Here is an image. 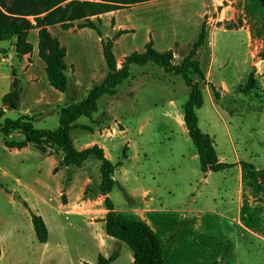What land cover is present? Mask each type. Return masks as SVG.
<instances>
[{
	"label": "rangeland",
	"instance_id": "obj_1",
	"mask_svg": "<svg viewBox=\"0 0 264 264\" xmlns=\"http://www.w3.org/2000/svg\"><path fill=\"white\" fill-rule=\"evenodd\" d=\"M122 1L120 10L100 16V21L93 18L101 35L91 29L78 31L80 22H75L72 30L60 24L50 26L66 50L69 86L64 94L50 85L38 49L29 57V69L23 72L17 58L3 56L8 42L0 41V110L16 69L20 72V103L6 117L17 120L31 114L37 129L55 130L63 109L84 101L96 85L103 83L108 68L100 37L106 41L120 37L114 48L118 59L143 53L152 39L158 51L173 45L174 62L180 64L205 23L206 45L195 60L220 98H215L209 84L201 83L205 104L198 116L202 129L210 131L223 162L246 161L264 169V16L259 9L264 0ZM125 31L129 33L120 36L119 32ZM38 34V29L32 30L29 41L36 44ZM176 40L186 46L177 48L173 44ZM103 66L105 70L93 78H84L83 86L76 85L71 70L87 76L91 68L101 70ZM32 74L35 82L30 80ZM192 77L199 80L197 75ZM118 90L116 96H103L99 111L91 118H80L83 126L71 133L78 147H82L80 140H98L104 134L113 139L121 134L113 140L111 155L113 163H125L117 168L118 183L112 192L117 208L126 214L133 208L150 210L145 216L163 240L165 264H212L221 258L227 264H264V241L247 232L264 235V182L250 180L241 167L212 173L206 179L186 125L184 128L168 115L183 110L189 99L190 88L183 77L168 74L154 64L133 65L131 77ZM116 120L122 124H115ZM113 129L117 130L115 136L110 134ZM18 138L14 135L12 140ZM6 141L0 132V252L7 250L0 264L96 263L103 249L110 256L120 253L113 264L134 263L133 251L125 243L108 244L102 238L105 204L95 203V212H86L83 204L68 206L67 196L60 193L70 185V178L75 179L77 192L90 175L101 184L98 160H90L83 169L71 167L55 174L53 159L33 144L26 150L10 151ZM124 170L131 172L133 187L158 190L155 201L149 198L146 202L141 197L131 200L122 180ZM32 213L46 221L49 245L38 241ZM90 214L97 222L96 229L82 217Z\"/></svg>",
	"mask_w": 264,
	"mask_h": 264
},
{
	"label": "trees",
	"instance_id": "obj_2",
	"mask_svg": "<svg viewBox=\"0 0 264 264\" xmlns=\"http://www.w3.org/2000/svg\"><path fill=\"white\" fill-rule=\"evenodd\" d=\"M149 1L158 0H136L133 3ZM65 2L68 3L63 6ZM121 4H124L122 0H102V2L91 0H0V41L16 39L18 55H28L34 50L33 44L28 39L29 35L32 30L38 29L39 55L46 63L50 85L59 92L65 93L68 89L65 64L66 50L62 47L59 38L52 35L49 27L60 24L68 30L75 27V22H80L77 25L78 29H93L101 35L93 18H99L100 21V16L120 10L119 5ZM259 9L264 16V2L260 4ZM30 18H33L35 23ZM119 33L122 36L129 32ZM118 38L119 36L116 39ZM206 39L207 30L204 23L197 40L189 45L190 52L184 56V60L180 64L174 62L176 54L174 50L158 51L151 40L143 53L134 52L128 56L121 68L118 67L114 52L115 39L102 40L104 58L108 68L107 77L101 85H96L90 91L84 101L70 105L61 111L60 125L56 130L37 129L32 118L28 116L17 120L6 118L5 110H0V132L6 138L13 133L22 134L25 138L21 142L7 140L8 147L22 149L28 144H34L40 147L57 148L64 154L60 163L62 167L83 168L90 159H96L101 163L102 182L99 186V192L105 196L104 204L108 211L104 220L105 230L108 236L125 243L133 251V264H165L163 243L148 224L127 219L118 212L114 202L109 197L116 184L114 180L115 171L123 165V162L112 163L98 145L84 151H78L73 144L71 131L78 127L76 122L81 117L91 118L94 113L98 112V102L103 96L118 94L119 86L131 76L132 65L144 67L152 63L161 67L168 74L182 76L190 88L189 99L184 105V121L197 149L202 173H219L240 165L250 180L264 182V169L258 170L253 164L246 161L222 162L216 151L213 138L200 127L198 111L205 104L201 83L209 84L215 98H220V93L216 87L207 82L200 62L195 60L198 51L206 44ZM192 74L197 75L199 80H194ZM12 75L14 78L12 88L3 97V102L8 105V108L15 110L18 108L20 100V80L15 69ZM123 155L126 158V150ZM32 222L38 241L43 244L48 243L50 232L43 217L32 213ZM118 257L119 253H115L109 258L100 255L97 264H112ZM212 264L227 263L215 262Z\"/></svg>",
	"mask_w": 264,
	"mask_h": 264
},
{
	"label": "crops",
	"instance_id": "obj_3",
	"mask_svg": "<svg viewBox=\"0 0 264 264\" xmlns=\"http://www.w3.org/2000/svg\"><path fill=\"white\" fill-rule=\"evenodd\" d=\"M110 14V13H109ZM201 15H202V12H201V14H200V18H201ZM51 27H49V30L51 31ZM77 29V28H76ZM87 29H89V28H86V29H79L78 31H85V30H87ZM68 30H72V29H68ZM91 30H93V29H91ZM125 35V34H124ZM123 35V36H124ZM56 37H58L59 38V35H57ZM120 38V37H119ZM100 40L102 41V40H105L106 41V39L105 38H103V37H100ZM152 41H153V44H154V47H155V49L157 48V43H156V41L154 40V39H152ZM196 41V38H194L193 39V42H195ZM1 42H8V46H6V47H4L3 49H2V54H3V56L5 57V58H8V59H11V60H14L15 58H17L18 59V61H19V70H20V68L21 69H23L24 71L23 72H25V70H26V72H27V70L29 69V67L27 66L28 64H29V57H31V54L33 53V52H35V51H37V49H38V51H39V35H38V41H37V43L36 44H33L31 41V43L33 44V46H34V50H33V52L31 53V54H28V55H24V56H19L18 55V53H17V50H16V43H17V41H16V39H13V40H10V41H1ZM117 42V39H115L114 40V48H115V43ZM150 42V40L147 42V44ZM192 42V43H193ZM173 44H175L174 46H178L177 48H179V49H183L184 48V46H186L185 44H184V42H179V41H175ZM206 45V44H205ZM205 45L202 47V48H204L205 47ZM146 47V46H145ZM6 48H8V50L6 49ZM201 48V49H202ZM167 50H174V48H173V45H169V47H168V49ZM167 50H163V51H167ZM175 51V50H174ZM39 53V52H38ZM130 56V55H129ZM128 57V56H127ZM127 57H124V58H122V59H118L117 58V61H118V67L119 68H121V66H122V64H123V62L125 61V59L127 58ZM122 63V64H121ZM149 64H152V63H149ZM148 64V65H149ZM133 66V65H132ZM132 66H131V68H132ZM147 66V65H146ZM145 67V66H144ZM16 70V69H15ZM67 70H68V67H67V65H66V75H67ZM91 71L90 72H88L87 73V76H86V73H84L83 71H81V73L80 72H77L75 69H73V70H71L72 71V74L73 75H76V85L77 86H79V87H81V86H83V80H84V78L86 79L89 75H90V77H94L99 71H104L105 70V68H104V66L102 67V69L101 70H96L94 67L93 68H91L90 69ZM17 71V76H18V78H19V76H20V72L18 71V70H16ZM45 71H46V67H45ZM47 73V72H46ZM102 74H104V73H102ZM107 75H108V72H107V74L106 75H103V81L105 80V78L107 77ZM48 76V75H47ZM105 76V77H104ZM36 76L34 75V74H32L31 75V77H30V80L32 81V82H35V80H36V78H35ZM67 77H68V75H67ZM131 77V76H130ZM50 83V82H49ZM68 86H69V78H68ZM54 88V87H53ZM68 90V89H67ZM58 91V90H57ZM67 92V91H66ZM65 92V93H66ZM118 92H119V90H118ZM90 93V92H89ZM64 94V93H63ZM110 96H112V95H110ZM114 96H116V95H114ZM64 97V96H63ZM100 101V100H99ZM19 103H20V100H19ZM172 104V103H171ZM6 105L7 104H5L4 105V107H3V109L5 110V112H6V115L8 114V112H9V110H11L10 108H8V106L6 107ZM18 107H19V104H18ZM99 107V106H98ZM173 107H174V105H173ZM112 108V107H111ZM18 109V108H17ZM98 111H99V109H98ZM168 115H169V117H174V118H176L179 122H180V124L185 128V121H184V106H183V110H181L180 112L178 111V109H176V112L175 113H172V112H168ZM24 116H28V117H30V118H32V120H33V123H34V117L35 116H31V114H25ZM24 116H22V117H24ZM6 117V116H5ZM7 118V117H6ZM82 118V117H81ZM79 121V120H78ZM76 122V126H78L77 128H80L81 126H83V125H81V124H79V122ZM119 123H121L122 124V122L120 121V120H116L115 121V124H119ZM34 125H35V123H34ZM200 127L202 128V126H201V123H200ZM74 129H76V128H74ZM73 129V130H74ZM56 130V129H55ZM72 130V131H73ZM114 130V133H110L112 136H115L116 135V129H113ZM203 130V129H202ZM72 131H71V133H72ZM188 131V130H187ZM204 131V130H203ZM126 132V131H125ZM205 133H208V134H210L209 132L210 131H204ZM120 133H123V131H120ZM14 135H19V137H21V138H18V140L16 141V142H21V141H24V136L22 135V134H19V133H13L10 137H7V140H9V141H12V142H14L15 140H12L13 138H14ZM211 135V134H210ZM119 137H121V134H120V136H118V137H115V138H113V139H110L109 138V136H107V134H104V135H100V137H98L99 139L98 140H93V141H89V142H83V141H79V143H81V146L82 147H78L77 145H76V143L74 142V140L72 139V141H73V144H74V146H75V148L78 150V151H84V150H86V149H89V148H92V147H94V146H96V145H98L100 148H102L103 150H104V153H105V156L107 157V159H109L111 162H112V153H113V144H114V141L113 140H116V139H118ZM211 137H212V135H211ZM72 138V137H71ZM123 139H125V138H123ZM111 142H113L112 144H111ZM84 143V144H83ZM30 145H32V144H28L26 147H24V148H22V149H18V148H10V151H12V150H26V149H28L29 147H30ZM34 145V144H33ZM88 145H90V146H88ZM35 146V148L37 149V150H39L44 156H46L47 158L49 157V158H52L53 159V172L55 173V174H57V173H60L61 172V170H66V171H69L70 169H71V167H74V166H69V167H62V166H60V163H61V161L63 160V158H64V154H63V152L61 151V150H58L57 148H52V147H40V146H37V145H34ZM130 146V144H128V146H127V148H130L129 147ZM126 147V146H125ZM128 159V155L126 156V158H124V160H127ZM90 160H92V159H90ZM90 160H88L86 163H85V165H84V167L83 168H85L86 167V164L90 161ZM222 161V160H221ZM120 162V161H119ZM123 162V161H122ZM223 162V161H222ZM240 162V161H239ZM113 163V162H112ZM236 163V162H235ZM101 164V163H100ZM115 164V163H114ZM125 166V163L123 162V165H122V167H124ZM101 167V166H100ZM236 167H241L240 165H238V166H235L234 168H236ZM83 168H79V169H83ZM234 168H232V169H229V170H225V171H222V172H226V171H231V170H233ZM242 168V167H241ZM243 169V168H242ZM56 170V171H55ZM117 170L118 169H116V171H115V174H114V180H115V187H116V185H117V183H118V180H117V176H116V174H117ZM212 174V172H209V173H207V174H205V176H206V179H208V177H209V175H211ZM122 180H123V183H124V188H125V191L126 190H128L129 189V191H130V199L131 200H134V199H136V198H139V197H141V198H143V200L144 201H148L149 200V198H150V200L151 201H155V199H156V196H158L159 195V191L158 190H151V189H146V188H142V189H138V188H136V187H133L132 185H133V183H132V178H131V172L129 171V170H124V172L122 173ZM208 176V177H207ZM136 180H137V178L136 177H134ZM139 179H140V177H138ZM75 179L73 178V179H71L70 178V180H69V183H70V185L68 184V185H65V190H64V192H63V190H60V193H63L64 195H66L67 196V198H68V201H69V203H68V206H70V205H72V204H75V203H80V204H83L85 207H86V209H85V211L87 212V210H91V212H95V210H93L92 211V207H93V205L95 204V203H97V204H100L101 203V205L104 207V201H105V196L104 195H102L100 192H99V186L101 185V184H99L98 185V183H96L95 182V180L93 179V177H92V175H90L89 177H86L85 179H84V181H83V183H82V185L80 186V189H79V192H77L76 191V187L73 185V183L75 182L74 181ZM132 185H131V184ZM93 187H94V189H95V191H93L92 189H93ZM114 191V190H113ZM78 193V194H77ZM109 197L112 199V193L109 195ZM20 199H22V201H24V203H27V204H29V202L26 200V199H23L22 197L20 198ZM112 201H113V199H112ZM114 202V201H113ZM115 203V202H114ZM116 206V205H115ZM116 210L118 211V212H120V213H122L127 219H130V220H138V221H142V222H144V223H146V224H148L154 231H155V233L157 234V236L159 237V235H158V233H157V231L155 230V228L153 227V225H152V223H151V221H149L148 219H147V217L145 216V213H147V212H149L150 210H148V209H136V208H133V209H131L129 212H127V214L126 213H123L122 211H120L118 208H117V206H116ZM107 209H105V214H104V216L102 217V222H101V226H102V228H103V233H102V238H103V240L106 242V243H108V244H118V243H120L121 241H119V240H116V239H114V238H112V237H110V236H108L107 235V233H106V230H105V217H106V214H107ZM92 214H90V216H82V217H84V218H86L87 219V221H88V223H90L89 225L91 226V227H93L94 229H96V225H97V222H96V220H95V218L93 217V216H91ZM130 216V217H129ZM78 217H80V216H78ZM90 217V218H89ZM44 219V218H43ZM46 222V221H45ZM47 224V223H46ZM244 229H246V231L248 230V228H244ZM50 232V231H49ZM247 232H249L250 234H252V235H254L255 237H257V238H259V239H262L263 241H264V235H261V234H257V233H253V231L252 230H248ZM221 236H222V234H221ZM160 238V237H159ZM160 240L162 241V243H163V240H162V238H160ZM43 244V243H42ZM164 244V243H163ZM0 245L2 246V243L0 242ZM45 245H49V243H46ZM175 244H173L172 245V247L174 246ZM171 247V248H172ZM164 248V247H163ZM174 248V247H173ZM172 248V249H173ZM176 248V247H175ZM106 249H103V252H100V254H99V256L100 255H102V256H104V257H106V258H109V257H111L109 254H104V252H106L105 251ZM5 252H7V250L6 249H3L2 248V251L0 252V257L1 258H3V256H4V254H5ZM119 253V252H118ZM99 256H98V258H99ZM119 256H120V253H119ZM98 258H97V262L95 263V262H91V263H89V264H97L98 263ZM119 258V257H118ZM117 258V259H118ZM116 259V260H117ZM115 260V261H116ZM134 260V259H133ZM165 260H166V258H165V254H164V263H165ZM114 261V262H115ZM215 262H223V259L221 258V259H218L217 261H215ZM113 264V263H112Z\"/></svg>",
	"mask_w": 264,
	"mask_h": 264
},
{
	"label": "water",
	"instance_id": "obj_4",
	"mask_svg": "<svg viewBox=\"0 0 264 264\" xmlns=\"http://www.w3.org/2000/svg\"><path fill=\"white\" fill-rule=\"evenodd\" d=\"M15 198H19V196L18 195H15Z\"/></svg>",
	"mask_w": 264,
	"mask_h": 264
}]
</instances>
